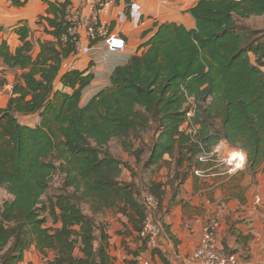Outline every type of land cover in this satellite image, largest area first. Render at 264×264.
Returning a JSON list of instances; mask_svg holds the SVG:
<instances>
[{"label": "trees", "instance_id": "trees-1", "mask_svg": "<svg viewBox=\"0 0 264 264\" xmlns=\"http://www.w3.org/2000/svg\"><path fill=\"white\" fill-rule=\"evenodd\" d=\"M9 1L14 7L25 4ZM44 3L46 16L37 23L45 25L60 51L38 41L33 58L26 25L16 29L21 44L14 53L0 42L3 67L20 71L0 108V188L10 196L0 206V264L21 262L32 247L55 254L48 264H112L96 216L123 203L140 232L146 209L139 187L120 181L121 169L128 167L111 154V140L133 157L137 169L156 165L165 155L175 168L197 166L196 157L222 139L240 143L247 164L256 166L264 156L263 32L240 24L264 15V0H200L189 11L194 30L160 26L142 46L148 49L116 66L109 87L83 107L81 93L92 74L68 72L60 82L70 93L53 90L61 61L74 51L60 41L68 35L70 3ZM6 84L0 70V90ZM188 98L196 106L189 124L194 134L183 129ZM34 115L39 123L33 127L18 120ZM55 178L60 183L50 195ZM146 194L156 198L160 211L161 184L150 182Z\"/></svg>", "mask_w": 264, "mask_h": 264}, {"label": "crops", "instance_id": "crops-1", "mask_svg": "<svg viewBox=\"0 0 264 264\" xmlns=\"http://www.w3.org/2000/svg\"><path fill=\"white\" fill-rule=\"evenodd\" d=\"M20 1L25 3L24 6L14 7L9 0H0V42H6L9 51L14 53L21 44L16 29L26 25L30 30L28 40L33 44V58L39 52L38 41L52 42L56 45L53 37L44 33L45 25L37 23L40 16H46L47 5L44 1L51 3L68 1L82 16L89 14L90 5L94 2V0ZM199 1L115 0L114 5L103 11L100 22L110 33L124 38L126 50L120 54H109L104 47L93 45L89 55L70 53L61 61L53 90L70 93L69 90L63 89L60 82L61 77L68 72L92 74L93 81L81 93L80 105L83 107L99 91L109 87V79L116 66L124 65L133 56H141L148 49L149 46L145 48L142 46L150 41L160 26L176 24L188 31L194 30L195 21L189 11ZM133 2L141 7L144 28L135 25L126 13L129 4ZM240 22L253 30H264V15L241 19ZM56 49L60 51L61 47L56 45ZM248 58L252 65L256 64L252 53H248ZM0 69H5L1 59ZM260 69L264 73V67ZM10 71L12 73L6 77L4 91L0 90L2 95L7 92L5 97H0V108L6 107L15 77L20 74L17 70ZM36 119L38 124V116ZM218 145L225 150L241 146L240 143L232 146L222 139L210 150ZM131 169L136 176H132L130 170L122 168L119 179L124 183L133 182L139 187L142 204L144 203L141 195L146 194L148 184L150 182L161 184L163 196L160 211L154 214V220L159 225L158 247L149 250L143 244L138 236L139 232L134 227L136 223L134 224L131 219L133 212L121 203L118 208L96 216L97 223L101 224L106 235L107 253L112 264H133L141 258L148 260L150 264H189L192 254L198 248L203 228L212 219L218 221L216 239L219 249L244 257L248 264H264V156L260 157L258 165L248 163L244 169L231 174L226 172L218 160L199 163L192 167L184 163L181 167L175 168V161L168 155L163 156L156 165L139 169L132 165ZM96 234L98 235L99 231ZM54 255L51 251L44 255L32 247L24 253L22 261L17 264H35L42 258L47 263L54 259Z\"/></svg>", "mask_w": 264, "mask_h": 264}, {"label": "built area", "instance_id": "built-area-1", "mask_svg": "<svg viewBox=\"0 0 264 264\" xmlns=\"http://www.w3.org/2000/svg\"><path fill=\"white\" fill-rule=\"evenodd\" d=\"M114 4L115 0H94L90 5V12L87 16H82L79 10L73 9L68 5L65 16V21L69 24L68 35L62 36L60 41L63 44H70L74 49L73 53L79 55L91 54L93 45L104 47L109 54L123 53L127 46L124 38L110 33L100 22L103 11ZM126 13L134 21L135 25L144 28L145 24L143 22L141 7L138 3H130ZM186 107L188 109L186 113L187 121L183 129H186L188 134H194L195 130L189 124L195 111V102L191 98H188ZM196 160L199 163L218 160L225 167L226 172L231 174L244 169L247 164V153L241 149L223 150L218 145L209 152H201L196 157ZM144 206L146 217L138 236L149 250H153L158 247L159 225L154 220V214L159 204L154 196L146 194ZM217 228L218 221L216 219H212L206 224L203 228L198 248L192 254L189 264H248L244 257L226 253L218 248L216 239ZM133 264H150V262L141 258Z\"/></svg>", "mask_w": 264, "mask_h": 264}, {"label": "rangeland", "instance_id": "rangeland-1", "mask_svg": "<svg viewBox=\"0 0 264 264\" xmlns=\"http://www.w3.org/2000/svg\"><path fill=\"white\" fill-rule=\"evenodd\" d=\"M240 24H242V25H244V26H246L247 27V25H245L243 22H241ZM248 29H250V27H248ZM251 30H253V29H251ZM263 33V36H261V38H262V40L264 41V30L262 31ZM6 69V68H5ZM5 69H0V70H2L3 71V75L5 76V78L10 74V70H5ZM12 73V72H11ZM3 90V89H2ZM4 91V90H3ZM2 91V92H3ZM7 93V92H6ZM5 92L3 93V95H2V93H0V97H5V94H6ZM0 103H1V98H0ZM1 105V104H0ZM37 118V116H19L18 117V120H19V122L21 123V124H23V125H31V126H35V125H37L36 124V119ZM149 133L148 132H146V134H143V137L145 138V142H147L148 140H149ZM134 142V143H133ZM132 143L134 144V145H137V144H139V141H133V139H132ZM108 147H109V150H110V152H111V154L112 155H114L116 158H118V159H120L124 164H126V167H128V169L129 168H131V166L132 165H134L133 164V159L131 158V157H129L128 155H129V153L127 152V151H124L123 150V148L120 146V144L118 143V141L117 140H111L110 141V143L108 144ZM234 149V148H233ZM223 150H225V149H223ZM128 154V155H127ZM128 158H130V159H128ZM144 179H145V177H143ZM60 182L59 181H57V178H55L54 179V181H53V183L51 184V188H50V195L52 194H56L57 193V188H58V184H59ZM145 194V193H144ZM144 194H142L141 195V197H142V201H143V203H144V197H145V195ZM8 199H10V196L2 189V188H0V206L2 205V203L4 202V201H6V200H8ZM49 226H51L50 224H49ZM35 259H38V258H35ZM50 262V261H49ZM47 264L46 263V261H45V259L44 258H42V260L40 261V259H38L37 261H36V263L35 264ZM34 264V263H33Z\"/></svg>", "mask_w": 264, "mask_h": 264}]
</instances>
